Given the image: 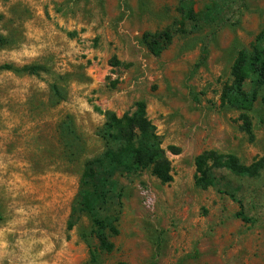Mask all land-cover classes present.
<instances>
[{
  "label": "rangeland",
  "instance_id": "rangeland-1",
  "mask_svg": "<svg viewBox=\"0 0 264 264\" xmlns=\"http://www.w3.org/2000/svg\"><path fill=\"white\" fill-rule=\"evenodd\" d=\"M182 1L0 0V66L20 70H0V264H89V219L69 227L84 165L105 150L103 113L122 117L140 101L174 179H120V235L100 264H264V173L195 184L205 151L247 165L264 157V92L253 137L221 106L238 52L264 29V0L228 10L219 30L185 22ZM189 1L200 12L215 0ZM168 29L172 44L153 55L144 34ZM204 44L209 59L196 71ZM33 66L44 72L22 71Z\"/></svg>",
  "mask_w": 264,
  "mask_h": 264
},
{
  "label": "trees",
  "instance_id": "trees-1",
  "mask_svg": "<svg viewBox=\"0 0 264 264\" xmlns=\"http://www.w3.org/2000/svg\"><path fill=\"white\" fill-rule=\"evenodd\" d=\"M247 0H215L196 12L194 4L183 0L180 13L185 22L197 29L211 28L219 30L229 22L228 10L246 7ZM175 35L171 30L146 33L143 43L150 53L160 56L169 48ZM209 48L204 44L195 70L204 67L209 59ZM0 70L20 71L12 66H0ZM22 71L40 75L44 68L26 67ZM53 91L62 97L57 85ZM264 92V29L257 35L249 48L241 49L233 64L231 80L225 84L221 93V106L230 112H239L242 130L253 137V122L250 114ZM264 103V96L262 97ZM105 123L99 131V137L105 144V150L98 156L88 159L80 178L79 192L73 206L70 228L83 217L90 221L89 233L84 240L90 249L89 264H100L105 254L115 250L114 239L120 235L119 224L123 212V192L120 179L139 172H149L163 184L173 182L171 162L162 146L157 127L147 115V105L140 101L133 112L119 117L113 112L103 113ZM173 151L177 152L175 148ZM195 184L207 190L218 186V172L225 171L241 179H260L264 173V157L250 165L244 164L236 155L217 151H205L195 160ZM232 199L239 202L235 196ZM237 217L246 223H252L244 213ZM1 220V217H0ZM116 264H129L118 262Z\"/></svg>",
  "mask_w": 264,
  "mask_h": 264
}]
</instances>
